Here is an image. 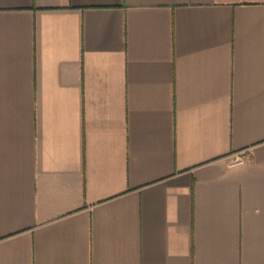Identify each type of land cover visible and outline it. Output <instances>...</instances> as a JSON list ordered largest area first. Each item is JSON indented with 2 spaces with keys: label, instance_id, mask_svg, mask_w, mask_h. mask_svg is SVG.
<instances>
[{
  "label": "crops",
  "instance_id": "0c3cea01",
  "mask_svg": "<svg viewBox=\"0 0 264 264\" xmlns=\"http://www.w3.org/2000/svg\"><path fill=\"white\" fill-rule=\"evenodd\" d=\"M0 264H264V0H0Z\"/></svg>",
  "mask_w": 264,
  "mask_h": 264
},
{
  "label": "built area",
  "instance_id": "2783aa9c",
  "mask_svg": "<svg viewBox=\"0 0 264 264\" xmlns=\"http://www.w3.org/2000/svg\"><path fill=\"white\" fill-rule=\"evenodd\" d=\"M235 159H236V161H240V160H242V157L241 156H237Z\"/></svg>",
  "mask_w": 264,
  "mask_h": 264
}]
</instances>
